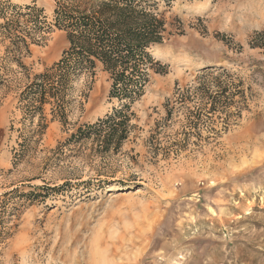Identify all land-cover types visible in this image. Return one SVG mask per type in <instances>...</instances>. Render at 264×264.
Masks as SVG:
<instances>
[{
    "label": "rangeland",
    "instance_id": "1",
    "mask_svg": "<svg viewBox=\"0 0 264 264\" xmlns=\"http://www.w3.org/2000/svg\"><path fill=\"white\" fill-rule=\"evenodd\" d=\"M155 1L165 32L148 52L165 69L150 73L131 106L129 138L111 161L112 181H125L124 188L41 190L96 178L90 167L53 152L118 104L97 64L73 82L65 124L51 121L46 105V127L37 133L19 95L60 59L66 34L53 29L30 45L22 67L0 35V264H264V49L253 48L264 33V0ZM26 5L51 22L55 0H0L3 7ZM209 67L242 84L241 117L217 137L171 152L176 118L150 144L166 102Z\"/></svg>",
    "mask_w": 264,
    "mask_h": 264
},
{
    "label": "trees",
    "instance_id": "2",
    "mask_svg": "<svg viewBox=\"0 0 264 264\" xmlns=\"http://www.w3.org/2000/svg\"><path fill=\"white\" fill-rule=\"evenodd\" d=\"M42 13L34 5L0 6V35L9 42L8 50L14 52L19 67L23 66L20 57L29 53V46L42 44L53 29L63 31L68 42L60 59L35 75L20 92L23 118L30 123L36 120V132L42 131L46 127L44 107L48 105L51 121L65 124L73 82L84 75L91 76L97 64L109 75L108 98L118 106L103 119L77 127L53 152L54 158L72 157L78 164L90 167L96 178L75 179L76 183L65 180L41 190L46 195L59 194L82 185L84 192L90 194L92 190L103 191L110 184L124 188L125 181H112L111 161L129 138L133 127L131 106L142 97L150 73L159 74L165 69L148 52L152 45L163 41L165 32L157 2L55 0L51 22ZM263 36L264 33L257 34L253 48L264 49ZM239 83L225 70L204 69L192 84L177 91L173 101L166 102L162 126H156L149 143L153 144L176 118L178 131L170 143L171 152L189 144L199 145L217 137L220 131H227L245 108L246 96Z\"/></svg>",
    "mask_w": 264,
    "mask_h": 264
}]
</instances>
